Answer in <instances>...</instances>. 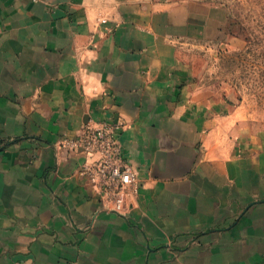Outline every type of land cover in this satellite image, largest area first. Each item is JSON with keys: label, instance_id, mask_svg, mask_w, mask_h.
Returning <instances> with one entry per match:
<instances>
[{"label": "crops", "instance_id": "obj_1", "mask_svg": "<svg viewBox=\"0 0 264 264\" xmlns=\"http://www.w3.org/2000/svg\"><path fill=\"white\" fill-rule=\"evenodd\" d=\"M201 0H0V264H264V132L182 55L218 40ZM115 135L122 213L62 147Z\"/></svg>", "mask_w": 264, "mask_h": 264}, {"label": "rangeland", "instance_id": "obj_2", "mask_svg": "<svg viewBox=\"0 0 264 264\" xmlns=\"http://www.w3.org/2000/svg\"><path fill=\"white\" fill-rule=\"evenodd\" d=\"M201 1L224 8L223 35L190 44L182 55L204 81L224 84L249 129L264 132V0Z\"/></svg>", "mask_w": 264, "mask_h": 264}, {"label": "built area", "instance_id": "obj_3", "mask_svg": "<svg viewBox=\"0 0 264 264\" xmlns=\"http://www.w3.org/2000/svg\"><path fill=\"white\" fill-rule=\"evenodd\" d=\"M119 127V123L88 125L79 138L64 141L62 147L97 156L94 164L84 169L93 178L101 180L102 192L112 201L109 209L122 213L128 193L136 192L137 178L123 160L122 149L115 135Z\"/></svg>", "mask_w": 264, "mask_h": 264}]
</instances>
